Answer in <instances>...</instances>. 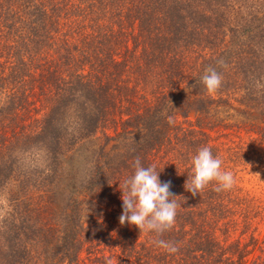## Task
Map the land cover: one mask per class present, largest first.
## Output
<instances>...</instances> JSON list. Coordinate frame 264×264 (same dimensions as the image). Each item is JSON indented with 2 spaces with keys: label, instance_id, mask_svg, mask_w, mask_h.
Returning <instances> with one entry per match:
<instances>
[{
  "label": "trees",
  "instance_id": "obj_1",
  "mask_svg": "<svg viewBox=\"0 0 264 264\" xmlns=\"http://www.w3.org/2000/svg\"><path fill=\"white\" fill-rule=\"evenodd\" d=\"M202 146L230 189L186 190ZM136 158L161 234L119 221ZM108 262L264 264V0H0V264Z\"/></svg>",
  "mask_w": 264,
  "mask_h": 264
},
{
  "label": "clouds",
  "instance_id": "obj_2",
  "mask_svg": "<svg viewBox=\"0 0 264 264\" xmlns=\"http://www.w3.org/2000/svg\"><path fill=\"white\" fill-rule=\"evenodd\" d=\"M201 82L209 93H214L221 86L222 76L210 68L201 77ZM222 165V159L213 154L210 146L198 148L190 157L186 190L196 196L211 182H215L214 190L217 192L230 189L235 183V177L233 172L224 170ZM132 166L133 174L123 181L119 221L121 224L127 222L135 225L145 233L161 234L174 225L179 206L174 199L175 194L170 191L171 182L160 180V171L155 164L144 166L140 158H136ZM154 243L169 253L178 251L168 241L158 239Z\"/></svg>",
  "mask_w": 264,
  "mask_h": 264
},
{
  "label": "rangeland",
  "instance_id": "obj_3",
  "mask_svg": "<svg viewBox=\"0 0 264 264\" xmlns=\"http://www.w3.org/2000/svg\"><path fill=\"white\" fill-rule=\"evenodd\" d=\"M257 179V178H255ZM255 179H252V180H248V178H245V180L243 181V185L248 187V188H254L256 190V192H258L261 187L258 185V181L255 180Z\"/></svg>",
  "mask_w": 264,
  "mask_h": 264
}]
</instances>
